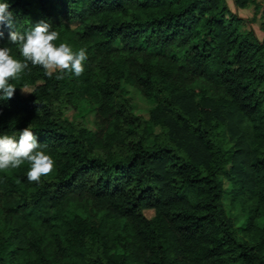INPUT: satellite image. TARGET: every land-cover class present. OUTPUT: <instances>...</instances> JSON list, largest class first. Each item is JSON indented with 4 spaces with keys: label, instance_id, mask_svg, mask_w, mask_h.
I'll return each mask as SVG.
<instances>
[{
    "label": "trees",
    "instance_id": "trees-1",
    "mask_svg": "<svg viewBox=\"0 0 264 264\" xmlns=\"http://www.w3.org/2000/svg\"><path fill=\"white\" fill-rule=\"evenodd\" d=\"M8 2L18 31L46 21L54 43L86 49L87 60L79 77L29 64L9 81L13 98L0 99V135L18 139L30 126L55 161L40 182L27 179V163L0 171V264H264V39L239 29L226 0ZM260 18L264 30V6ZM3 32L0 46L22 59ZM124 83L154 101L157 130L133 111ZM225 162L233 198L256 201L247 235L225 206ZM85 203L123 219L124 233L72 208Z\"/></svg>",
    "mask_w": 264,
    "mask_h": 264
},
{
    "label": "clouds",
    "instance_id": "clouds-1",
    "mask_svg": "<svg viewBox=\"0 0 264 264\" xmlns=\"http://www.w3.org/2000/svg\"><path fill=\"white\" fill-rule=\"evenodd\" d=\"M4 27L9 29V43L18 47L22 59L14 57L9 47L0 46V99L13 98L17 87L9 81L19 80L26 69L30 71L29 64L42 67L49 78L57 72L79 77L85 71L86 49L74 51L68 43H54L59 33L43 20L27 32L18 31L8 0H0V39L4 36ZM56 78L63 79V75ZM20 89L25 94L31 93L26 87ZM25 163L29 166L27 179L30 182H40L55 167V161L41 148L30 126L19 131L18 139L16 136L0 135V171L16 169Z\"/></svg>",
    "mask_w": 264,
    "mask_h": 264
},
{
    "label": "rangeland",
    "instance_id": "rangeland-1",
    "mask_svg": "<svg viewBox=\"0 0 264 264\" xmlns=\"http://www.w3.org/2000/svg\"><path fill=\"white\" fill-rule=\"evenodd\" d=\"M226 4L228 6V8L232 11L237 13L240 17H242L244 20L241 21L239 23V29L242 32H246L249 29H253L255 34L256 31L262 30V28L260 27V16H261V9L264 6V0H252L251 2H249L246 6H236L233 2V0H226ZM78 20H72L70 21L71 25H75L77 24ZM259 33V38H263V33L261 31L258 32ZM257 35V34H256ZM115 44L117 46L120 45V42L116 41ZM124 92L125 95L129 96L131 98V103H132V108L133 111L135 113L141 114L142 116H144L149 124L151 129L153 130H157L159 127L157 125H155L151 119H150V109L154 106V101L145 96L137 87H135L134 85L128 84V83H124ZM31 84L29 85H24L22 87H26L28 90L31 89ZM192 89L190 91H188L189 93H193L195 99L198 102H204V98L201 97L203 95L202 91L200 90V88L195 87V88H189ZM182 93V94H181ZM189 93H185V92H180V97L184 96L185 94H189ZM220 106L222 107L223 110L227 109L231 112V116L233 121L235 122V124L238 127V130L242 133V130L245 127V123L243 121V119L240 118V115L235 113L234 110H232L231 108V104L229 103L228 100L223 99L219 101ZM74 111L70 110L67 112V116L68 117H73ZM85 122L89 125L92 126V113L90 112H86L85 114ZM243 125V126H241ZM223 134V138H224V143L225 146L227 148H233V140L229 137V133L228 131H226V129H224V131L222 132ZM230 163L229 162H225L222 164L221 167V171H220V178L223 181L224 184V188L226 190V193L224 195V202H225V206L228 210V212L230 213V215L233 218L234 224L237 226V230L244 234L247 235L245 232V224L247 222V220L249 219L250 215L255 211V206H256V201L255 199L249 197L247 194H243L240 196V198H238L237 200H235V198H233V194H232V183L231 181L227 178L226 176V171L229 167ZM89 204V203H88ZM87 203L83 204V206L80 208L79 206H72L73 209L77 210V211H81L83 214H85L86 216L95 218L97 220L100 219V221L107 223L109 226H111V228L114 229V231L117 232H121L124 233L125 229L127 228L125 225V221L123 219L116 221V223H113L111 221H108V219L106 220V216L103 214L102 211L98 210L97 208L88 205ZM144 214L149 217L152 218L153 217V210L152 209H144ZM261 217H256L255 220L257 222H261ZM3 220L0 219V225L3 223ZM111 224V225H110Z\"/></svg>",
    "mask_w": 264,
    "mask_h": 264
},
{
    "label": "crops",
    "instance_id": "crops-1",
    "mask_svg": "<svg viewBox=\"0 0 264 264\" xmlns=\"http://www.w3.org/2000/svg\"><path fill=\"white\" fill-rule=\"evenodd\" d=\"M255 31H256V34H257L258 37H259V33H258L259 31H261L263 33V36H264V30L263 29L262 30H259V31H257V30H255Z\"/></svg>",
    "mask_w": 264,
    "mask_h": 264
},
{
    "label": "built area",
    "instance_id": "built-area-1",
    "mask_svg": "<svg viewBox=\"0 0 264 264\" xmlns=\"http://www.w3.org/2000/svg\"><path fill=\"white\" fill-rule=\"evenodd\" d=\"M263 39H264V37H263Z\"/></svg>",
    "mask_w": 264,
    "mask_h": 264
}]
</instances>
